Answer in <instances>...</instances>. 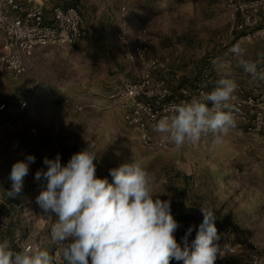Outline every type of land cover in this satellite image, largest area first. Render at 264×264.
<instances>
[{
	"label": "rangeland",
	"instance_id": "374dc122",
	"mask_svg": "<svg viewBox=\"0 0 264 264\" xmlns=\"http://www.w3.org/2000/svg\"><path fill=\"white\" fill-rule=\"evenodd\" d=\"M225 1L163 0L160 4H149L148 9L151 12H148L147 19L142 20V23L149 20L146 33L149 52L164 62V66L154 69L153 74L166 79L172 94L180 100H177L179 101L177 104L201 99L204 93L214 89L217 81H215V71L211 66L214 64L213 61L216 62L219 57L228 55L231 45L255 39V37L254 39L244 37L246 31L236 29V22L231 19L230 10ZM262 10H260V16L263 18ZM239 36L241 38H238ZM100 37L85 36L87 42L91 41L98 45ZM116 39L121 41L118 37ZM119 41L115 42L114 36L107 40L108 43H116V49H120L118 56L113 58H116L115 64L121 71L127 65V60L133 61L134 64L139 61L128 59L124 53L127 48L121 50L122 45ZM104 49L106 48L93 50L91 56L102 60L100 65L106 72H109L110 52ZM51 64L42 62L39 65ZM139 64V71H141L142 64L140 62ZM91 65V63H86V67ZM33 66H28L26 71L19 75L0 72V96L7 95L9 98L22 99L29 92H40V87L45 84L47 74ZM128 74L130 80L139 76L137 69L133 68ZM11 81H14L13 89L10 87ZM237 84L238 88L234 95L242 104L243 114L235 113L236 127L226 136L216 139L217 134L204 133L199 140L186 141L180 150H176L174 144L163 134L153 130L157 122H152L153 125L150 124V127H147L146 122V129L152 139V144L144 143L139 131L135 129L137 134L132 133L127 138L131 141L129 147L120 149L118 152L122 151L124 154L128 152L137 156V160L147 168L150 174L155 175L157 179L155 193L161 200L170 201L171 213L174 212L179 220L182 218L179 215L180 212L176 210L177 205L174 204V198L181 201L183 195L182 193L175 194L170 190L177 182L173 176H178V174L190 176L192 186L189 189V197L196 199L200 196L206 202V206L211 207L216 215L214 223L221 237L230 239L240 254L242 252L263 253L264 124L259 131L249 129L256 106L245 102V99L258 97L257 93L264 90V87L258 88L253 85V88H248L245 83ZM80 108L81 106H76V110ZM62 119L57 121L56 128L51 129L47 128V120L40 118L36 121L37 123L31 124L21 113L15 115L11 121L26 122L28 138L32 139L36 134L39 138L44 134L43 137L46 140H54L56 144H59L55 151L50 153V157H56L59 154L62 166L72 155L89 149L96 153V158L102 160L110 173V167L103 161L100 152L89 146L95 140L93 133L84 129L83 126L71 127L70 123ZM158 140H162L165 146H158L156 144ZM134 141L137 145L133 143ZM98 144L100 145L98 148L104 150L101 140ZM36 149L44 151V146ZM45 149L48 150L47 147ZM4 183L6 180L0 179L1 186H5ZM182 205L178 203L180 210ZM200 214L203 218L202 212ZM188 221H182L185 228L181 230L189 227L192 229L187 235L188 242L192 244L199 231V226L194 225L196 220L188 218ZM172 262L183 263L182 260L177 261L174 258L170 260V264ZM223 264H247V262H240L237 258L227 256Z\"/></svg>",
	"mask_w": 264,
	"mask_h": 264
},
{
	"label": "clouds",
	"instance_id": "9594fccd",
	"mask_svg": "<svg viewBox=\"0 0 264 264\" xmlns=\"http://www.w3.org/2000/svg\"><path fill=\"white\" fill-rule=\"evenodd\" d=\"M229 51L253 80L264 81V69L257 61L244 58L246 50L239 43ZM237 88L231 73H224L214 89L201 99L175 105L153 130L163 134L176 150L204 133L212 132L220 139L236 127L232 101ZM95 160L96 153L89 149L72 155L66 166H62L59 154L55 159L45 157L47 171L35 174V179L43 176L47 180L37 203L45 213L57 217L51 237L60 245L66 264H89V258L91 264H170L173 258L183 264H215L220 249L214 243L219 237L211 207L201 205L203 221L196 238L190 248L189 228L181 248L174 235L179 224L171 213L170 201L155 193V175L140 161L132 160L110 169L109 182L96 176ZM34 162L35 157L28 156L27 163L13 164L8 197L21 191L29 164ZM0 264H55V257L32 245L16 251L12 241L4 238L0 239Z\"/></svg>",
	"mask_w": 264,
	"mask_h": 264
},
{
	"label": "crops",
	"instance_id": "0c3cea01",
	"mask_svg": "<svg viewBox=\"0 0 264 264\" xmlns=\"http://www.w3.org/2000/svg\"><path fill=\"white\" fill-rule=\"evenodd\" d=\"M162 1L40 0L46 10L54 5L78 6L84 21L81 33L74 43L40 46L30 56L24 57L27 67L34 65V68L47 74L45 84L40 87V92H29L22 99L9 98L7 95L0 96V103H4L3 108L0 109V179L6 180L5 186L0 184V204L7 206L9 220L8 227L0 234V239H10L14 250L19 251L29 244L49 251L58 244L51 237V228L56 223L57 217L54 214L45 213L37 203V197L41 191L46 190L47 180L43 176L37 180L35 174L37 171H47L44 159L45 157L55 159L54 156L50 157V153L55 151L59 144H56L54 140H46L43 137L44 134L39 138L37 134L32 139L28 138L26 122L19 123V121L11 120L21 113L31 124L37 123L36 121L40 118L47 120V128L51 129L56 128L57 121L63 117L62 120L70 123L71 127L83 126L84 129L93 133L95 140L89 146L100 152L103 161L110 169L137 160V156L128 152L125 154L122 151L118 152L120 149L129 147L131 141L127 138L132 133L137 134V131L124 119L125 111L110 104L108 93L118 90L125 81L130 80L128 73L132 68L137 69L139 75L140 64L127 60V65L120 71L115 64L116 58H113L118 56L120 49H116V43H108L107 40L114 36L115 42H118L117 34L123 32L126 39L119 41L122 45L121 50L130 48L131 34L137 27L146 23V21L142 23V20L147 19L148 12H151L148 9L149 4H160ZM261 13L264 14V9ZM86 35L101 36L99 45L91 41L87 42ZM2 39L3 35L0 30V46ZM239 44L246 50L244 58L257 61L258 67L264 69V39L255 38ZM233 45L229 47V50ZM101 48H106L104 50L110 52L109 72H106L100 65L102 60L91 56L93 50L97 51ZM42 62L52 64L39 65ZM86 63L92 65L86 67ZM211 66L215 71V81L220 79L224 73L230 72L231 78L236 83H245L248 88H253V85L258 88L264 87V81L253 80L250 74L245 73L243 68L238 66L237 58L231 52L219 57ZM0 72L13 75L3 69H0ZM205 75L208 76L207 72ZM12 86L14 87V81H11V89H13ZM22 101L25 105L20 108L19 104ZM76 106H81L80 110H76ZM38 115L41 117H37ZM150 124L153 125L152 122L147 121V127H150ZM99 140L102 141L104 150L98 148L100 147ZM133 143L136 144V141ZM39 146H44V151L37 150ZM28 156H34L35 162L29 164L28 174L23 178L22 189L14 197H8L6 192L12 188V181L9 179L13 166L11 164L19 161L27 163ZM173 178H176L177 182L170 190L175 194L182 193L183 195L181 201L174 198V204L177 205L176 210L180 212L181 220L188 221V218H191L196 220L194 225L199 226L200 221L203 220L200 207L206 205V202L200 196L196 199L189 197V189L192 186L190 176L178 174ZM178 203L183 204L181 210L178 208L180 207ZM188 223L190 224V221ZM89 264H91L90 258Z\"/></svg>",
	"mask_w": 264,
	"mask_h": 264
},
{
	"label": "built area",
	"instance_id": "2783aa9c",
	"mask_svg": "<svg viewBox=\"0 0 264 264\" xmlns=\"http://www.w3.org/2000/svg\"><path fill=\"white\" fill-rule=\"evenodd\" d=\"M225 3L230 10L231 19L236 22V29L246 31L244 37L264 38V17L260 16V10L264 9V0H226ZM83 21V15L75 5L65 7L54 5L46 10L40 0H0V30L3 35L0 46V69L13 75L23 73L27 69L25 56H30L40 46L74 43L81 33ZM148 26L149 20L133 31L130 36L131 46L124 52L128 59L138 60L142 64L139 76L125 81L118 90L109 92L108 100L111 105L125 111L127 123L139 131L144 143L151 145L152 139L146 129V122H158L169 116L180 100L172 94L166 79L153 74L154 69L164 66V62L149 52L146 35ZM117 37L120 40L126 39L123 32H119ZM257 94L259 96L256 98L245 99V102L256 106L249 126V129L254 131H259L264 124V90ZM24 105L25 102L22 101L19 107L23 108ZM232 105L236 114H243L242 104L237 98L232 101ZM3 106L4 103H0V109ZM156 144L165 146L162 140L156 141ZM70 159L71 157L63 166H66ZM94 163L96 176L112 182L108 168L102 160L96 158ZM172 215L179 224L174 235L177 243L183 248L184 238L190 227L181 230L185 226L174 212ZM8 223L7 206L0 205V234L8 227ZM217 234L219 239L214 243L218 245L220 252L217 253L215 264H223L227 256L237 258L240 262L246 261L247 264H264V252L240 254L230 239L221 237L218 229ZM188 246L191 248L192 244L188 242ZM49 253L54 255L55 264H66L60 253L59 244L50 248Z\"/></svg>",
	"mask_w": 264,
	"mask_h": 264
}]
</instances>
